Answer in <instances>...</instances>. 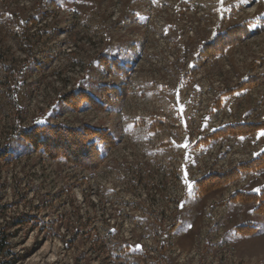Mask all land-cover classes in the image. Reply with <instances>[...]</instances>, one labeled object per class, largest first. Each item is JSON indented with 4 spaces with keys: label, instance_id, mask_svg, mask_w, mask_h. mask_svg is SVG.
<instances>
[{
    "label": "rangeland",
    "instance_id": "374dc122",
    "mask_svg": "<svg viewBox=\"0 0 264 264\" xmlns=\"http://www.w3.org/2000/svg\"><path fill=\"white\" fill-rule=\"evenodd\" d=\"M244 23L248 36L201 54ZM102 84L123 96L59 101ZM260 122L264 0H0V264H264V216L231 200L264 187V168L196 192L264 151V126L202 137ZM33 123L106 128L116 144L85 170L28 149L14 131Z\"/></svg>",
    "mask_w": 264,
    "mask_h": 264
},
{
    "label": "trees",
    "instance_id": "16d2710c",
    "mask_svg": "<svg viewBox=\"0 0 264 264\" xmlns=\"http://www.w3.org/2000/svg\"><path fill=\"white\" fill-rule=\"evenodd\" d=\"M249 32L247 23L227 28L211 42L205 44L200 50L201 54L206 58L221 54L226 47L248 36L250 34ZM110 64L105 62L103 65L107 68H105L106 72L111 67ZM115 65L117 66V72L122 75V67L118 63ZM256 83L258 81L255 78H249L243 81L238 88H250ZM123 94V90L116 85L102 84L99 86V98H96L87 91L79 90L62 95L59 101L71 109H78L84 104L100 108L103 105L100 102L101 99L108 100L110 96L120 98ZM153 125H150V129H154ZM263 126L264 122L226 124L212 129L202 137V140L203 142H207L227 135L240 136L258 131ZM160 127H164V125L158 126V128ZM14 132L18 138L24 141L28 149L39 152L51 160H62L72 166L81 167L85 170L96 169L104 161L106 150L116 144V138L109 130L102 127H91L89 125L72 127L61 124L33 123L26 128H17ZM0 157L8 160L12 158V153L11 151L0 150ZM263 168L264 151L247 162L239 163L222 172H210L201 177L196 181V192L199 195H203L204 193L228 185L243 173L257 172ZM231 200L252 202L255 204V212L264 216V187L260 188L257 192H236ZM18 219L15 218L14 220L17 224L21 223V220ZM2 249L3 247L0 245V251ZM122 252L124 254L127 253L126 249H123Z\"/></svg>",
    "mask_w": 264,
    "mask_h": 264
},
{
    "label": "snow or ice",
    "instance_id": "6c2138e0",
    "mask_svg": "<svg viewBox=\"0 0 264 264\" xmlns=\"http://www.w3.org/2000/svg\"><path fill=\"white\" fill-rule=\"evenodd\" d=\"M261 134L264 135V132H262Z\"/></svg>",
    "mask_w": 264,
    "mask_h": 264
}]
</instances>
